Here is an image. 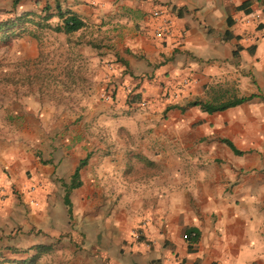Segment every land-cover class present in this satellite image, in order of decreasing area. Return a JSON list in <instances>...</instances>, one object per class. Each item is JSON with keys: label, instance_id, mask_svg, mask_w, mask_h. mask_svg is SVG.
<instances>
[{"label": "crops", "instance_id": "crops-1", "mask_svg": "<svg viewBox=\"0 0 264 264\" xmlns=\"http://www.w3.org/2000/svg\"><path fill=\"white\" fill-rule=\"evenodd\" d=\"M10 2L84 20L73 33L95 50L105 98L53 138L0 146V252L20 189L36 231L59 237L74 217L82 264H264V0Z\"/></svg>", "mask_w": 264, "mask_h": 264}, {"label": "rangeland", "instance_id": "rangeland-1", "mask_svg": "<svg viewBox=\"0 0 264 264\" xmlns=\"http://www.w3.org/2000/svg\"><path fill=\"white\" fill-rule=\"evenodd\" d=\"M7 1L6 5L4 0L0 3V20L9 23L3 35L0 33V146L12 142L20 133L23 139L53 138L66 126L75 124L92 102L105 98L94 92L100 63L96 54L93 56L94 49H86L87 44L76 33L41 29L38 15L17 21L20 11ZM28 29L37 30L39 38L28 33ZM144 131L140 129L138 133ZM47 144L51 146L48 141ZM39 184H29L28 191L34 194ZM23 194L20 189L13 191L12 202L17 207L12 213L14 221L8 224L14 228H8V238L2 242L7 246L1 249L0 264H22L28 258H32L31 264H82L84 253L77 236H73L74 226H68L74 223V217L65 228L59 220V237H51L46 224L36 231L28 225L32 223L30 209L22 203ZM7 196L5 188L0 198L6 200ZM32 197L35 201L36 196ZM21 222L28 227L24 228ZM50 225L53 227L54 222ZM31 231H36L38 242L31 241ZM32 243L37 248L30 250ZM14 248L18 251H12Z\"/></svg>", "mask_w": 264, "mask_h": 264}, {"label": "trees", "instance_id": "trees-1", "mask_svg": "<svg viewBox=\"0 0 264 264\" xmlns=\"http://www.w3.org/2000/svg\"><path fill=\"white\" fill-rule=\"evenodd\" d=\"M56 7L58 10L55 14L52 12H49L50 6H46L44 8V11H45L44 14H37L36 12H26V13L22 14L21 16H18L17 21H24L25 19H33L34 16L38 15L39 20H37V24L41 29L44 27H47V28H50L54 31L64 32L67 34H71L75 31H78L79 29H81L85 25L84 20H82L74 12L64 11L61 8V5L59 3L57 4ZM54 15L58 16L60 18V21L55 23V24L50 22V19ZM8 26H9L8 21L0 20V33L2 31L6 30V28H8ZM23 28H25V27H23ZM27 31H28V33L32 34L33 36L39 38V32L37 30L28 29ZM1 35H3V32L1 33ZM245 99H247V97L232 99V100L226 101L225 103H221V104H214V105L205 104L204 107L210 111L218 110V109H224L226 107L240 103V102L244 101ZM196 103H198V102H195V104ZM226 142L231 145L230 141H226ZM78 176H79V169H77L75 171V173L73 174V179H77ZM69 189L67 190V193H66V201L68 200ZM68 203H69V201H68ZM42 247L47 248V245H44ZM12 251H18V249L14 248V249H12ZM31 262H32V258H28V259H25L24 261H22V264H31Z\"/></svg>", "mask_w": 264, "mask_h": 264}, {"label": "built area", "instance_id": "built-area-1", "mask_svg": "<svg viewBox=\"0 0 264 264\" xmlns=\"http://www.w3.org/2000/svg\"><path fill=\"white\" fill-rule=\"evenodd\" d=\"M154 16L159 17V21L155 24L154 34L156 37L165 38L172 34L173 21L164 13V10L157 9L154 11ZM5 190L4 185L0 180V194H2Z\"/></svg>", "mask_w": 264, "mask_h": 264}]
</instances>
